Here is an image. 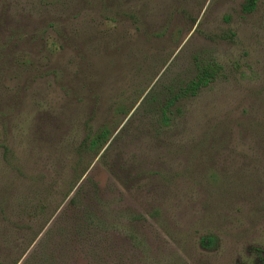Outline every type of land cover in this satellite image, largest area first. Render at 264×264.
<instances>
[{"label": "rangeland", "instance_id": "obj_1", "mask_svg": "<svg viewBox=\"0 0 264 264\" xmlns=\"http://www.w3.org/2000/svg\"><path fill=\"white\" fill-rule=\"evenodd\" d=\"M246 2L0 0V264H262L264 0Z\"/></svg>", "mask_w": 264, "mask_h": 264}, {"label": "trees", "instance_id": "obj_2", "mask_svg": "<svg viewBox=\"0 0 264 264\" xmlns=\"http://www.w3.org/2000/svg\"><path fill=\"white\" fill-rule=\"evenodd\" d=\"M257 1L258 0H247L244 6V10L246 12H250L253 9H255ZM222 72H223V66L216 61L202 64L199 67L196 76L193 79H191L188 83L180 87L179 92L174 96L173 100H170L168 106L173 105L179 99L198 95L205 87L215 82L216 79L222 74ZM164 118L166 121H168V116H165ZM108 137H109V131L107 128H105L102 131H100L97 137H95L91 141V144L92 146L103 147L108 141ZM205 240L207 242L212 240V238L209 237L206 238ZM262 264H264V258L262 260Z\"/></svg>", "mask_w": 264, "mask_h": 264}]
</instances>
